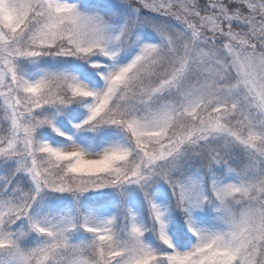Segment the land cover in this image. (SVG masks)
Here are the masks:
<instances>
[{
	"label": "snow or ice",
	"instance_id": "1",
	"mask_svg": "<svg viewBox=\"0 0 264 264\" xmlns=\"http://www.w3.org/2000/svg\"><path fill=\"white\" fill-rule=\"evenodd\" d=\"M0 264H264V0H0Z\"/></svg>",
	"mask_w": 264,
	"mask_h": 264
}]
</instances>
